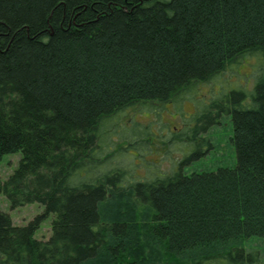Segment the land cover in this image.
I'll return each instance as SVG.
<instances>
[{"label": "trees", "instance_id": "1", "mask_svg": "<svg viewBox=\"0 0 264 264\" xmlns=\"http://www.w3.org/2000/svg\"><path fill=\"white\" fill-rule=\"evenodd\" d=\"M253 56L252 89L163 141L178 152L161 160L185 154L177 167L105 163L133 144L104 141L114 116L183 100ZM222 112L236 165L187 171ZM16 152L0 194L44 211L17 225L0 209V264H261L248 243L264 239V0H0V158Z\"/></svg>", "mask_w": 264, "mask_h": 264}, {"label": "rangeland", "instance_id": "2", "mask_svg": "<svg viewBox=\"0 0 264 264\" xmlns=\"http://www.w3.org/2000/svg\"><path fill=\"white\" fill-rule=\"evenodd\" d=\"M257 62L258 59L254 56L242 59L239 63L234 64L231 69L225 70V72L221 73L213 80L198 85L194 93L183 100L168 102L163 107H156L159 106L157 103L148 104L149 106L147 104H140L120 112L112 118L110 125L105 127L104 131L109 133V140L107 139L108 136L105 134L103 135L104 141H108V145L112 148H117L120 144L127 145L130 141L133 142V144H129L125 148H122V150H127L125 151V153L128 154L126 158L122 153L116 152L105 160V163L108 165L114 163L121 165L125 159L123 164H126L132 172L133 166L136 162L140 161V157L144 153L141 162L144 167L138 169V173L140 174L145 175L147 172H154L156 173L155 175H160L158 172H164L162 169L166 170L170 167H177L180 158L181 160L184 159L185 154L183 158L177 153L173 155L174 152H178L176 147L174 145H168L169 143L163 145V141H168L171 131L180 128L185 122H189V118H191L199 108H203V113L218 111L225 106L227 100L231 99L232 91L240 92L246 89H252L255 83L254 76L256 77L258 75V66L260 67L261 65V63L258 64ZM221 115L219 123L214 125L211 131L206 135L213 141L214 150L187 166V171H191L195 168H208L213 170L218 166L236 165L238 161L237 150L231 142V136L234 130L232 115L226 112H222ZM150 131L152 136L148 142H143L142 139L145 138ZM159 133L164 134V136L162 138H156ZM167 135L168 137H165ZM155 141L159 144L161 143L159 147L155 144ZM104 144V146L107 147L106 143ZM146 146H148V148ZM169 148L173 149L174 152L172 153L170 151V155L161 160V157ZM187 154L188 153H186V155ZM21 157L22 153L16 152L7 153L0 158L1 180H6L9 175L13 173L18 167ZM159 160L161 161L155 162ZM145 166L149 167L148 171ZM155 166L158 170L154 169ZM131 179L132 181L135 180L133 178ZM115 201L118 202L116 199ZM129 202L130 201H128L127 204ZM130 206L131 205H129V207ZM0 209L10 214L13 223L25 225L38 214L42 213L44 211V206L38 202H33L12 208L6 194L1 193ZM53 219L54 214L52 213L40 223V226L35 230V238L46 239L51 236ZM248 246L256 248L261 252V264H264V239L258 237L251 238Z\"/></svg>", "mask_w": 264, "mask_h": 264}]
</instances>
